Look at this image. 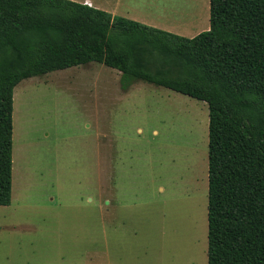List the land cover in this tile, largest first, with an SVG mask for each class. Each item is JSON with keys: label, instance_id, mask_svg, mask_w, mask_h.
<instances>
[{"label": "rangeland", "instance_id": "obj_1", "mask_svg": "<svg viewBox=\"0 0 264 264\" xmlns=\"http://www.w3.org/2000/svg\"><path fill=\"white\" fill-rule=\"evenodd\" d=\"M143 1L177 30L208 28L207 0ZM119 79L89 62L14 87L0 264H207L206 103Z\"/></svg>", "mask_w": 264, "mask_h": 264}, {"label": "trees", "instance_id": "obj_2", "mask_svg": "<svg viewBox=\"0 0 264 264\" xmlns=\"http://www.w3.org/2000/svg\"><path fill=\"white\" fill-rule=\"evenodd\" d=\"M177 35L73 0H0V206L11 201L13 89L96 62L206 103L207 264H264V0H208Z\"/></svg>", "mask_w": 264, "mask_h": 264}, {"label": "crops", "instance_id": "obj_3", "mask_svg": "<svg viewBox=\"0 0 264 264\" xmlns=\"http://www.w3.org/2000/svg\"><path fill=\"white\" fill-rule=\"evenodd\" d=\"M79 3H84L89 6L101 9L103 11H106L107 13L111 14L112 16H119L126 19L134 20L139 23L145 24L147 26L155 27L161 30H165L177 35H184L191 37L195 35V32L190 31L189 34L186 32L180 31L169 25L168 21L164 20L162 17H157L151 14L150 12H147V10L143 9V11L136 9L134 6V3L136 0H133V3L130 5H127L124 3V7H121L120 4L122 3V0H114L112 4H110L106 0H73ZM158 0H151V3L158 4ZM143 3H148L147 0L143 1ZM208 20V0L205 3V8L203 12L199 16V22L202 21L201 19ZM204 20V21H205ZM203 26V25H202ZM205 26V25H204ZM203 26V27H204ZM207 27H209V24H206ZM205 26V27H206ZM208 28H205V30ZM197 34V33H196Z\"/></svg>", "mask_w": 264, "mask_h": 264}, {"label": "bare ground", "instance_id": "obj_4", "mask_svg": "<svg viewBox=\"0 0 264 264\" xmlns=\"http://www.w3.org/2000/svg\"><path fill=\"white\" fill-rule=\"evenodd\" d=\"M18 131V130H17ZM16 132V131H15ZM19 133V132H18ZM15 134V133H14ZM17 136V135H16ZM15 153V152H14Z\"/></svg>", "mask_w": 264, "mask_h": 264}]
</instances>
